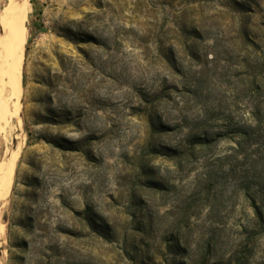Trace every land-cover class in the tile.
Returning a JSON list of instances; mask_svg holds the SVG:
<instances>
[{"label":"rangeland","instance_id":"rangeland-1","mask_svg":"<svg viewBox=\"0 0 264 264\" xmlns=\"http://www.w3.org/2000/svg\"><path fill=\"white\" fill-rule=\"evenodd\" d=\"M28 5L0 264H264L258 151L230 132L264 123V0Z\"/></svg>","mask_w":264,"mask_h":264},{"label":"bare ground","instance_id":"bare-ground-1","mask_svg":"<svg viewBox=\"0 0 264 264\" xmlns=\"http://www.w3.org/2000/svg\"><path fill=\"white\" fill-rule=\"evenodd\" d=\"M28 17V0H5L0 7V117L3 121L15 119L17 128L22 126V67ZM19 151L20 147L12 150L6 160L0 163V214L12 189Z\"/></svg>","mask_w":264,"mask_h":264},{"label":"trees","instance_id":"trees-1","mask_svg":"<svg viewBox=\"0 0 264 264\" xmlns=\"http://www.w3.org/2000/svg\"><path fill=\"white\" fill-rule=\"evenodd\" d=\"M254 122L256 125H252L251 123H247L245 125L240 126H236L233 128L232 131H230L231 133L235 134L236 136H238L237 141H236V146L234 147V150L236 151V153H241L242 155H245V148L247 145L250 146H256V151H258V153H252L250 158L252 161V166L255 168H258V166H260V170L257 171L253 177L254 180L252 183V187L255 189V193L257 195V197L264 199V127H263V119L262 117H260V112L259 110L255 113L254 115ZM197 139L201 140L198 141L197 143L202 144V145H206L208 144V138L207 137H197ZM192 145H195V142H193ZM192 146H190L191 148ZM255 200V198H253ZM262 208L259 207L257 208L256 213L258 214V216H262ZM95 226H99L97 223L95 224ZM96 231V230H94ZM149 231H143L142 230V234H146V236L148 238H151L149 236V233H147ZM174 240H180L179 238H171L166 234H162L159 237V241L163 244H166V252L167 251H172L178 254H182V255H186L185 250L186 249H180L178 250V247H175L174 245ZM178 246V245H177ZM162 250V249H161ZM163 251V250H162ZM161 253H159V256L161 258H166V253L163 251ZM200 264V263H199ZM230 264V263H228Z\"/></svg>","mask_w":264,"mask_h":264}]
</instances>
